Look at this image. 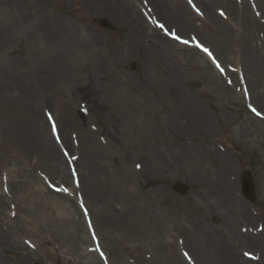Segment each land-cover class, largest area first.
I'll return each mask as SVG.
<instances>
[{
	"label": "rangeland",
	"instance_id": "1",
	"mask_svg": "<svg viewBox=\"0 0 264 264\" xmlns=\"http://www.w3.org/2000/svg\"><path fill=\"white\" fill-rule=\"evenodd\" d=\"M59 6L60 4H55L54 10H56V12L54 13L53 19H59V20L66 21L64 23H67L70 29L76 30L77 34H79V32L83 33L82 32L83 28L79 24H82V25L85 24L82 22L87 21L89 15L86 12L89 10L84 9V8L70 9V7L66 5V6H63V8H65L64 11L66 12H63L61 10L59 11ZM2 12H3V9L0 8V13ZM95 14L99 15V13H95ZM119 24H120L119 26L122 28H120L119 31H117V35H114V37L119 36L120 39H126L125 31H127L129 28L123 22H119ZM8 29L5 27H0V30H3V31H7ZM91 30H92L91 28H88V31H91ZM203 32H205L204 28H203ZM85 35L90 39L93 45L96 44L97 41L95 40L96 39L95 36H91L87 32L85 33ZM35 36L36 37L38 36L37 42L38 43L41 42L40 37L42 36L37 35V33L35 34ZM47 47L48 46L43 41V50H44L43 61L45 62L46 67L39 69L37 71H36L37 67L35 65H32L31 70L29 68H25L26 75L31 76V82L46 79V78H40V75L41 74L49 75L48 69H50L51 72L53 73L51 61L46 59L45 50L50 52L49 50H47ZM166 49L168 50L167 53L171 54V58H169V62L165 61V63L167 64L166 65L167 69L166 67L162 66L157 60L156 62H158V65H156L157 63L151 64L148 62L146 64L145 63L146 61L144 60L139 61V63H136L137 69L135 72H132L129 69H126L125 71L119 68V73L121 74L124 73V75H122L123 83H124V80L126 79L125 83L129 85V88L135 94V99L133 103L136 105V107H138V109H141V111H143L145 109L144 107L152 106L158 109L157 112H161L162 113L161 115H164L167 119L170 117L169 115L164 114V113H167V111L174 113V109L180 108L181 106L183 107V110H185L186 108H191V107L193 108L195 106H186L184 103L186 101L192 100L193 102H190V103L199 104V99H200V102L202 103V107L205 108L206 110L207 109L209 110V114L208 115L205 114L204 120L205 121L208 120L211 126H212V118H215L219 122V125L222 123L221 122L222 118L217 115L218 112L220 114L224 112L227 118H231L230 112L234 110V105L231 102L227 101L226 96H224L222 92H219L216 89L215 87L216 85L213 82L211 83V80L209 77L210 71L208 69L203 68V66L200 64L201 61H199L196 58L192 59L193 61L191 62H190L191 59L183 60L182 58L179 57L180 53H176L178 54V56H176L175 54L173 55V53L177 52V50L169 51L168 47H166ZM20 51L21 50H17L16 47H14V52L12 53L10 59L14 63H18L19 66L23 70L29 61L27 62V59L25 61H22L20 59L21 58V55L19 54ZM225 54L227 58H231L234 55L233 50L232 51L227 50ZM98 57L99 59H101L100 60L101 62L104 60L103 53L101 55H98ZM98 57L96 54H91L88 56L90 60L94 58L97 60V63H99L100 61ZM160 57H163V56H160ZM160 57L158 56L157 58L161 59ZM160 69H164L165 72L161 73L159 71ZM80 72L83 73L84 75L85 70L80 69ZM17 73L20 74L18 70H17ZM81 82H82V79L78 82L80 83L79 85L83 84ZM54 83L55 85H57L58 79H56ZM25 84L27 85L26 88L30 87L31 90L33 91L34 86L29 85L27 82H25ZM47 84L49 86H52L53 82L49 80L47 81ZM183 84H186L188 88L190 89V91L183 88L182 87ZM18 86H19V90H23L21 83H18ZM4 88L9 89L10 91V98L12 100L11 101L12 102L11 104L12 115L16 116L17 118L15 117L11 125H8L11 129L15 128V133L13 132L7 133L10 136H12V138L11 139L6 138L3 141L2 137L0 136V145H1L0 146V163L6 165L9 168H14V169L19 170V175L16 176V178L14 179H10V186L12 187L13 190H15V187L18 185V183L23 184L25 194L28 193L29 195L31 194V190H33V194H31L32 197L36 195L37 198L41 200L44 204L48 203L49 206L51 205L56 206V208L54 207V211H53L54 214L51 215V220H50L51 224H48V226L50 228H55L59 230L60 228H65L66 229L65 232H63V234L65 235L67 234V232H69L68 231L69 225L67 222H65V220H62V218L63 219L65 218L60 213V209H64V206H66V203H64V200H60L58 197H53L49 195L45 187L42 184H40L39 181L36 182L31 177L28 171H25V166H27L26 163H28L32 155L31 147L33 145L31 144L29 140V134L25 136L21 129L24 126L22 124H24L27 121L26 120L27 118H25L24 116L25 113L31 115L33 117V121L36 122L37 119L34 114L36 111L37 117L39 113V120H40V112L38 111L39 110L38 103L36 100H35L36 105L34 101L30 102L29 100H25L24 102H18V99L15 97L13 91L11 90L12 88L9 86L8 87L4 86ZM198 88H199V91L197 90ZM183 96L185 97L187 96V98ZM13 111L15 112V115L13 114ZM93 111H94L93 114L95 118L98 119L100 115L99 113L101 110L94 109ZM214 114H216V117ZM101 115L103 118V122H105L107 126L109 125L111 127L116 126L112 122V120L110 121L109 119H107L102 113ZM239 118L241 117L239 116ZM188 121H190V119ZM42 122L44 124L43 120ZM248 122L249 123L245 122V125L247 126L248 129L252 130L253 127H255V125L253 124L254 125L253 126L251 125L250 121ZM194 123H196V121L192 122L191 125L193 126ZM240 123H243V122L240 121ZM43 124L41 123L39 124V129L41 131L45 130L46 128V126ZM36 125L38 126V124H35V127ZM117 125L119 124L117 123ZM191 130H192L191 126L186 125V132H190ZM164 134L168 138H171L168 144H164V147L165 145H167L166 147L168 148L169 156L165 157L166 161L162 162L163 165L160 164V167L157 168L156 174L161 178V181H159L156 185L161 186L160 184L162 183L163 185H166L165 188H166V191H168L169 189L168 185L172 180L176 178L185 179V181H187L190 184L193 190L190 192V198L191 197L195 198V196L199 195V192L201 190V181L203 177L208 178L210 171L214 170L212 166L213 164L212 160H210V157L205 156V152H206L205 150L199 149L198 143H194L191 146H185L183 150L182 148H180V151H179L178 146L175 147V143L179 141V138L170 137L168 132H165ZM203 137L204 135H201V136L199 135L197 136V139L199 140ZM25 151H28L29 154H27L26 158H24L23 160V155ZM148 153L149 154L147 155V158L149 160L151 157L150 153H153V152L150 151ZM23 168H24V171H23ZM39 188L43 190L42 193L48 199L42 193H39V190H40ZM161 188L164 189L163 187ZM28 195L26 194L23 196H26L28 198ZM171 195L173 194L171 193ZM173 196L179 199L177 195H173ZM19 197H22V195L20 196L18 195V198ZM143 199H145L144 196H143ZM22 201L24 200L19 198L18 204L20 202L23 203ZM24 203L26 204L19 205L21 206L19 211L21 212L26 211L31 216H33L34 220H36V218L38 219L37 209L29 208V199H27ZM27 205H28V208H27ZM68 211L71 214V217H74L73 220L76 221V215L74 214L72 215V213L76 212L75 207H70ZM81 231H82V234H84L83 230ZM0 238L3 240L2 243L0 244V264H36V262L39 260L37 256L32 255L26 248L17 249L13 247L12 249L10 245L12 240L8 242L11 239L10 237L3 238V236L0 234ZM40 245L41 247L44 248L42 244ZM62 245L64 249L60 253V256L55 257V259L57 258V261L51 258L52 260H55V264H84L83 260L77 254V252H74V249H72L68 244L63 243ZM5 249H10L12 250L13 253H16V257L14 258V260L7 259L1 256L2 250H5ZM118 253H119V250H118Z\"/></svg>",
	"mask_w": 264,
	"mask_h": 264
},
{
	"label": "bare ground",
	"instance_id": "2",
	"mask_svg": "<svg viewBox=\"0 0 264 264\" xmlns=\"http://www.w3.org/2000/svg\"><path fill=\"white\" fill-rule=\"evenodd\" d=\"M178 1V0H176ZM173 10L176 12V10L173 8ZM231 12L232 9L230 8ZM232 17L234 20V24L229 26V21H222L220 19H218L215 15H209L210 21L212 22H216L219 24V29L217 30V33L219 34V46L220 47H228V48H232L233 50L236 49V51L240 52L241 55L243 56V62L244 65L247 68L248 71V76H250L249 79H247V82H250V87L252 86H261L264 89V52L262 54L259 53V51L257 50V44H255V47H253L252 44V39L255 35V32L259 29L264 30V25H260L257 23L256 20H254L253 18H251L249 16V13L247 11L246 8L242 7L240 10H233ZM136 17L139 19V16L137 15V13H135ZM218 19V20H217ZM141 23V21H140ZM231 23V22H230ZM144 26V25H143ZM145 27V26H144ZM148 37V39H154V40H162L165 41L166 43H170V44H174L176 45L174 42L164 39L162 36L154 33V32H150V34L146 35ZM225 48H221L222 50ZM184 49L186 51L190 52V48L188 47H184ZM191 53V52H190ZM193 53H196V55H199L200 53L196 52L195 50L193 51ZM202 55V54H200ZM217 56V55H216ZM221 58V57H220ZM205 67L206 64L204 63ZM213 76L217 79V77L213 74ZM249 85V84H248ZM141 123H137V122H129L128 127L131 128V126L135 129H138L140 127ZM143 129L148 130V128L145 126ZM39 134L37 132L34 133V139L37 140V144L39 146V152H40V158L43 159L44 161L48 162L49 164L48 167L52 168V163H56L59 162L61 165V160L58 157V155L56 153H54L53 151H47V149L45 147H41L39 145V138H38ZM116 173L114 171L110 172V183L111 184H118L120 185L121 181L120 179L116 178ZM94 184H97L96 181H94ZM137 204H134L133 207L132 206H127L126 209L123 210H119V209H114V207L111 206V204L109 203V201H105V203L107 205H104V200H102V204L99 205L100 206V210H99V215L103 214L102 209L104 207H106V209L108 210L107 214L109 216H111V218L107 219V215L104 214V220L107 223V221L109 220L111 222V225L113 226L114 229L119 230V228H121L122 224L125 225L128 228L133 227L134 225V219L135 216L133 214L128 213V211H133L136 213L137 216H139V219H143L144 216L146 215V209L147 207L142 204L139 201H135ZM97 205V204H96ZM127 210V211H125ZM146 212V213H145ZM119 213H121V215L119 216ZM149 213L152 214L151 210H149ZM148 214V213H147ZM155 218H157V214L153 215ZM72 223V222H71ZM144 223V222H143ZM74 225L77 226V222L76 223H72ZM123 227V226H122ZM109 233H111V231L108 230ZM203 240V244H205L206 248H209L208 246V242L211 241V239H213L216 235L215 232L213 230L206 232ZM71 244H76V242L79 240V237H75V235L72 233L71 236ZM133 237V235L131 236ZM243 237H247V241H254L255 238L254 237H250L249 235H245ZM105 239V237H104ZM103 241V246L105 247V240H103V238L101 239ZM252 242H248L247 244H250ZM186 246V245H185ZM189 247L191 248L190 244ZM193 250V249H192ZM195 251V249H194ZM202 252H200L199 254H201ZM169 258V257H166ZM198 262H201L198 260ZM115 264H118V261L115 260ZM203 264V262H202ZM258 264H264V255L262 257V260L260 262H258Z\"/></svg>",
	"mask_w": 264,
	"mask_h": 264
},
{
	"label": "snow or ice",
	"instance_id": "3",
	"mask_svg": "<svg viewBox=\"0 0 264 264\" xmlns=\"http://www.w3.org/2000/svg\"><path fill=\"white\" fill-rule=\"evenodd\" d=\"M161 27H163V25H161ZM177 38H178V37H177ZM204 51H206V52H207L208 50H207V49H204ZM138 167H139V165H138Z\"/></svg>",
	"mask_w": 264,
	"mask_h": 264
}]
</instances>
